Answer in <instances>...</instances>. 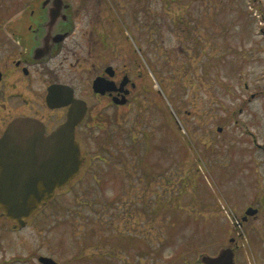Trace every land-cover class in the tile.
<instances>
[{
  "label": "rangeland",
  "instance_id": "obj_1",
  "mask_svg": "<svg viewBox=\"0 0 264 264\" xmlns=\"http://www.w3.org/2000/svg\"><path fill=\"white\" fill-rule=\"evenodd\" d=\"M27 2L0 0V54ZM96 5L127 57L139 50L140 94L94 103L87 165L26 227L0 216V264H201L223 246L264 264V0ZM164 176L183 194L168 207Z\"/></svg>",
  "mask_w": 264,
  "mask_h": 264
},
{
  "label": "flooded vegetation",
  "instance_id": "obj_2",
  "mask_svg": "<svg viewBox=\"0 0 264 264\" xmlns=\"http://www.w3.org/2000/svg\"><path fill=\"white\" fill-rule=\"evenodd\" d=\"M103 3L28 0L23 6L16 30L7 32L0 54V137L19 116L40 119L50 133L67 119L71 103L63 102L75 97L87 104L76 127L82 143L84 133H90L91 117L100 123L97 118L105 115L102 109L90 113L94 103L107 100L110 107L120 109L137 100L139 50L131 46L127 57L116 32L104 30L106 24L94 14V4L100 12ZM87 20L88 28L79 30ZM136 255L140 257L139 252Z\"/></svg>",
  "mask_w": 264,
  "mask_h": 264
},
{
  "label": "water",
  "instance_id": "obj_3",
  "mask_svg": "<svg viewBox=\"0 0 264 264\" xmlns=\"http://www.w3.org/2000/svg\"><path fill=\"white\" fill-rule=\"evenodd\" d=\"M51 103V96L48 98ZM67 120L46 134L44 123L33 117H17L0 137V215L22 228L55 191L67 185L81 170L83 157L76 126L86 113L85 101L72 98ZM222 128L220 127L219 130ZM258 212L248 207L246 215ZM43 264H58L41 256ZM205 264H236L232 247L216 255L201 254Z\"/></svg>",
  "mask_w": 264,
  "mask_h": 264
},
{
  "label": "trees",
  "instance_id": "obj_4",
  "mask_svg": "<svg viewBox=\"0 0 264 264\" xmlns=\"http://www.w3.org/2000/svg\"><path fill=\"white\" fill-rule=\"evenodd\" d=\"M176 138H180V137H176ZM139 165V163H137ZM147 173H149V175L151 176H154L156 175L155 174V170L154 169H148ZM166 176L162 177L160 180H163L164 183H165V189H166V192H165V196L164 197H161V199H164L165 198V201L163 200V202L167 203V207L169 205V203L172 204V202H176V201H181L180 198H177L182 194V192H178L177 194H173L170 187H171V180H170V177L169 178H165ZM178 195V196H176ZM169 210L173 213V214H176L178 211L174 208H169ZM169 211V212H170Z\"/></svg>",
  "mask_w": 264,
  "mask_h": 264
}]
</instances>
